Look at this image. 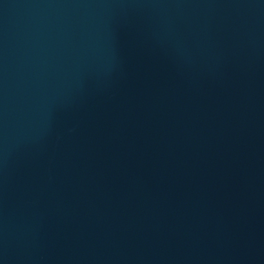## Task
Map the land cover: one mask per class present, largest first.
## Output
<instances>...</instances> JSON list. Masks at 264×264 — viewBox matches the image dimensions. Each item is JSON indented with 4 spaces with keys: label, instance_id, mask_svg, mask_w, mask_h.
Instances as JSON below:
<instances>
[{
    "label": "water",
    "instance_id": "95a60500",
    "mask_svg": "<svg viewBox=\"0 0 264 264\" xmlns=\"http://www.w3.org/2000/svg\"><path fill=\"white\" fill-rule=\"evenodd\" d=\"M0 264H264V0H0Z\"/></svg>",
    "mask_w": 264,
    "mask_h": 264
}]
</instances>
